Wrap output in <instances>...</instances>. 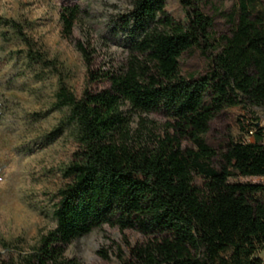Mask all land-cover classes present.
I'll return each instance as SVG.
<instances>
[{"label": "trees", "instance_id": "trees-1", "mask_svg": "<svg viewBox=\"0 0 264 264\" xmlns=\"http://www.w3.org/2000/svg\"><path fill=\"white\" fill-rule=\"evenodd\" d=\"M178 2L180 18L167 0H131L116 19L122 61L98 72L87 61L91 81L107 88L78 97L59 77L56 131H68L78 148L62 169L55 227L30 253L0 264H79L67 248L104 225L143 237L121 264H263L264 182L240 179L264 177V127L252 110L264 107V0H237L219 36L207 0ZM77 14L63 9L67 33ZM1 28L27 47L33 72L56 68L22 24L0 17ZM190 51L204 58V73L183 71ZM235 107L245 110L239 133L217 151L205 138L210 123ZM134 113L164 117V135L144 131L143 120L134 127Z\"/></svg>", "mask_w": 264, "mask_h": 264}, {"label": "rangeland", "instance_id": "rangeland-1", "mask_svg": "<svg viewBox=\"0 0 264 264\" xmlns=\"http://www.w3.org/2000/svg\"><path fill=\"white\" fill-rule=\"evenodd\" d=\"M206 13L213 17L217 35L227 34L230 15L237 0H207ZM77 7L78 14L70 33L65 31L61 13ZM131 7V0H0V17L24 26L35 43L56 68L38 65L37 73L25 59L27 47L9 28L0 29V261L30 253L42 235L55 227L52 216L57 190L65 183L63 167L77 151L68 131L57 132L62 112L54 109L59 77L80 97L86 88L99 91L106 80L92 82L93 72L106 71L125 56L124 37L116 29V19ZM167 11L183 17L178 0H167ZM2 31L8 36L3 37ZM78 44L88 53H84ZM185 72L206 71L199 52L183 55ZM264 127V107H253ZM245 110L228 108L210 123L205 136L209 145L223 150L228 140L239 133ZM133 126L141 120L144 131L163 136L166 119L158 114H133ZM253 140V135H248ZM264 182V177L241 178ZM143 237L134 230L121 231L104 225L74 240L65 253L79 264H121L128 247ZM264 264V249L259 252Z\"/></svg>", "mask_w": 264, "mask_h": 264}]
</instances>
